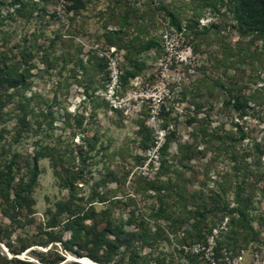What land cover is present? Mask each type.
Wrapping results in <instances>:
<instances>
[{
  "label": "rangeland",
  "instance_id": "obj_1",
  "mask_svg": "<svg viewBox=\"0 0 264 264\" xmlns=\"http://www.w3.org/2000/svg\"><path fill=\"white\" fill-rule=\"evenodd\" d=\"M232 8L230 0H0V69L11 84L0 85V166L27 180L33 154H45L32 203L13 217L0 194L3 243L25 248L12 254L0 243L7 259H264V44L239 32ZM167 11L183 28L186 62L142 50L174 31ZM109 43L120 69L134 73L116 108L92 49ZM231 95L238 111L225 105ZM69 179L70 192L61 186ZM236 198L251 229L231 222Z\"/></svg>",
  "mask_w": 264,
  "mask_h": 264
},
{
  "label": "trees",
  "instance_id": "obj_2",
  "mask_svg": "<svg viewBox=\"0 0 264 264\" xmlns=\"http://www.w3.org/2000/svg\"><path fill=\"white\" fill-rule=\"evenodd\" d=\"M18 0H15V2ZM233 1V8L230 9V13L232 16L233 21L235 22V25L239 32L242 35L247 34H253L256 36L263 44H264V0H230ZM20 3H17L19 5ZM169 17L170 25L174 28V30L181 32L183 28L178 24L175 20L173 15L170 12H166ZM107 46H114L113 44L109 43ZM151 49L157 50V52H160L163 54L162 45L159 40L150 39L144 43L142 46L143 51H148ZM102 65L106 66L105 61L103 59H99ZM106 72V71H105ZM134 75V73L131 72H124L121 68V76H120V83H124L127 78H130ZM107 79V78H106ZM10 84V76L8 73H4L3 70L0 69V85ZM226 106H229L235 111H238L242 107L241 99L235 95H231L229 100L225 102ZM193 121V118H187V123L191 124ZM151 138H145L143 140L144 147H148L150 144ZM161 149V148H160ZM161 151H164V147ZM45 154L42 151H37L33 154L31 159V165L27 168V174L28 178L27 180H24L23 178H20L17 182H15L14 175H12L10 166H0V194L3 199V201L6 204L7 209L11 211V215L13 216L14 212L18 211V207L21 205H27L28 203H32V191L34 188L36 176L38 175V166L37 162L39 159L43 158ZM1 163V162H0ZM73 183L74 181L72 179L69 180H62V187H69V192L73 190ZM239 192V191H238ZM13 195V198H10V196ZM242 201L238 198H236V202L238 203V207L236 208V218L231 217V222L237 221L239 226L242 227H248L250 228L248 224V214H246L247 208L242 205ZM65 205H68V203L61 205L57 204L56 208L57 211H60L62 208L65 207ZM69 211L71 209V204L69 201ZM11 216V217H12ZM14 217V216H13ZM78 219L72 220L69 222V227H72V224ZM251 229V228H250ZM50 240H52V237H50ZM0 243H3L2 236L0 234ZM9 252L12 254H20L22 253L25 248L22 246L19 249H14L11 247L10 244H7L6 242L3 243ZM93 259L95 261H98L97 258ZM3 260L7 264H33L31 262L20 260L18 258L12 257L10 259H7L3 252L0 245V261ZM63 260V257L57 256L56 258L52 260H46V259H40V262L43 264H57ZM77 264V263H74Z\"/></svg>",
  "mask_w": 264,
  "mask_h": 264
},
{
  "label": "built area",
  "instance_id": "obj_3",
  "mask_svg": "<svg viewBox=\"0 0 264 264\" xmlns=\"http://www.w3.org/2000/svg\"><path fill=\"white\" fill-rule=\"evenodd\" d=\"M179 33V32H177ZM177 33L176 30L173 32L170 31H164L163 34L160 36V42L162 45L163 49V57L168 63H172V60L174 58L177 59L179 63L181 62H186L190 58V50H184V49H179L178 46V40H177ZM93 51L99 57L100 59H103L106 64V69L108 72V77H107V91H106V97L107 101L112 105L113 108H116L118 105V96H117V91L119 90L121 83H120V76H121V69L119 67V62H118V54L116 51V48L114 46H105L102 47L99 44H95L92 47ZM167 63L164 64L163 67V76L164 72L168 70V66L166 65ZM157 112H154L151 116V119L154 121L156 118ZM157 133V138L161 139L164 136V133L155 130ZM155 143V149L158 150L159 148V143ZM237 259V258H236ZM228 264H238L236 260H231L230 257L226 258ZM212 264H218L213 262ZM258 264H264V259L261 261H258Z\"/></svg>",
  "mask_w": 264,
  "mask_h": 264
},
{
  "label": "bare ground",
  "instance_id": "obj_4",
  "mask_svg": "<svg viewBox=\"0 0 264 264\" xmlns=\"http://www.w3.org/2000/svg\"><path fill=\"white\" fill-rule=\"evenodd\" d=\"M3 248L5 247L3 246ZM82 260H84V262L88 261L89 263H91L89 260H85V259H82ZM92 264H96V263H92Z\"/></svg>",
  "mask_w": 264,
  "mask_h": 264
},
{
  "label": "water",
  "instance_id": "obj_5",
  "mask_svg": "<svg viewBox=\"0 0 264 264\" xmlns=\"http://www.w3.org/2000/svg\"><path fill=\"white\" fill-rule=\"evenodd\" d=\"M3 247V246H2Z\"/></svg>",
  "mask_w": 264,
  "mask_h": 264
}]
</instances>
